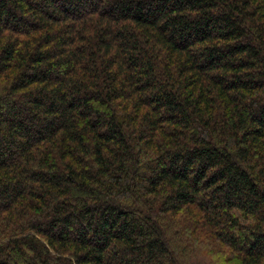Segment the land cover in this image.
I'll list each match as a JSON object with an SVG mask.
<instances>
[{"label": "trees", "instance_id": "obj_1", "mask_svg": "<svg viewBox=\"0 0 264 264\" xmlns=\"http://www.w3.org/2000/svg\"><path fill=\"white\" fill-rule=\"evenodd\" d=\"M0 264H264V0H0Z\"/></svg>", "mask_w": 264, "mask_h": 264}]
</instances>
